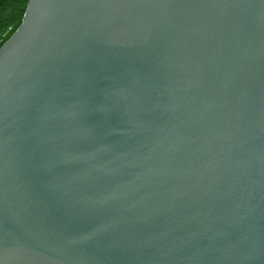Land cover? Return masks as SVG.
Masks as SVG:
<instances>
[{
  "label": "water",
  "instance_id": "obj_1",
  "mask_svg": "<svg viewBox=\"0 0 264 264\" xmlns=\"http://www.w3.org/2000/svg\"><path fill=\"white\" fill-rule=\"evenodd\" d=\"M0 264H264V0H30Z\"/></svg>",
  "mask_w": 264,
  "mask_h": 264
},
{
  "label": "trees",
  "instance_id": "obj_2",
  "mask_svg": "<svg viewBox=\"0 0 264 264\" xmlns=\"http://www.w3.org/2000/svg\"><path fill=\"white\" fill-rule=\"evenodd\" d=\"M30 0H0V48L21 26Z\"/></svg>",
  "mask_w": 264,
  "mask_h": 264
}]
</instances>
